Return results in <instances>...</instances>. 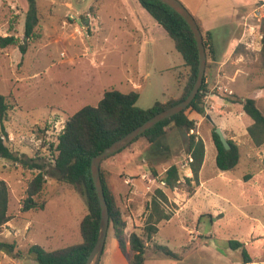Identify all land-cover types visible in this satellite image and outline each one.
Wrapping results in <instances>:
<instances>
[{"label": "rangeland", "instance_id": "obj_1", "mask_svg": "<svg viewBox=\"0 0 264 264\" xmlns=\"http://www.w3.org/2000/svg\"><path fill=\"white\" fill-rule=\"evenodd\" d=\"M233 2L239 8L229 27L233 33L241 25L242 36L232 45L228 36L230 51L223 69L217 71L207 55L204 112H187L195 119L190 133L201 138L205 146L194 194L189 196L184 182L185 176L192 175L186 140L172 126L159 143L139 138L101 163L106 183L126 219V235L132 230L142 233L150 213L146 203L156 186L133 187V191L120 184L119 176H152V170L162 175L171 164L179 167L181 185L166 190L168 202L162 204L172 216L160 221L157 233L146 241L145 264H264V143L252 144L246 130L251 119L241 104L226 100L252 97L264 113V58L260 53L264 7L260 13L242 15L264 0ZM36 4L37 37L24 39L28 1L0 0V36L12 34L26 44L24 54L17 45L0 48V93L11 104L0 119V134L2 123L4 142L13 152L47 162L56 153L51 144L57 142L68 117L84 105H96L105 90H135L139 93L136 106L147 109L174 91L176 76L187 71L172 39L149 14L157 26L153 29L163 35L159 36L161 43L141 47L143 33L123 0H36ZM77 27L84 32L76 33ZM241 43L243 47L235 50ZM216 46L222 55L225 44ZM182 84L170 96H179ZM216 127L239 147V163L232 170L216 167L212 137ZM35 173L0 158V178L8 186L11 216L0 229V241L16 245L10 253L0 250V264H34L28 253L32 244L53 250L82 242L79 224L87 206L71 184L46 177L35 196L44 203L43 209L20 212ZM230 240L243 242L252 261L242 263L241 248H229ZM157 246L179 258L159 251ZM98 264H128L117 246L111 222Z\"/></svg>", "mask_w": 264, "mask_h": 264}, {"label": "trees", "instance_id": "obj_2", "mask_svg": "<svg viewBox=\"0 0 264 264\" xmlns=\"http://www.w3.org/2000/svg\"><path fill=\"white\" fill-rule=\"evenodd\" d=\"M27 1L28 7L25 13L23 37L24 39H32L37 37L35 27L38 23V10L36 0ZM137 1L162 26L172 39L176 51L183 58V66L187 68V71L176 76L178 86L183 83L179 96H169L165 101H156L151 107L142 109L136 106V101L139 97L137 91L105 90L96 105H84L68 117L64 127L57 135V142L55 145L51 144L56 153L47 162L40 157H28L24 153L13 152L4 142L5 129L1 123L0 158L8 159L26 169L36 171L28 182L26 196L21 201L20 212L43 209L44 203L38 202L35 196L41 192L46 177L71 184L84 197L87 206V213L82 217L79 224L82 242L53 250H46L38 244H32L28 248V253L33 256L34 264H85L97 240L100 220L99 200L91 177V158L153 114L184 99L196 79L199 64L198 49L193 33L183 17L160 0ZM200 30L203 32L201 27ZM260 33L262 35L260 53L264 58V18L260 26ZM202 39L206 55L213 59V43L210 32H203ZM9 45H17L22 54L26 52L25 42H20L18 37L12 34L0 36V48ZM241 47H243L242 43L237 45L235 50H240ZM205 68H207V63ZM207 92L208 84L205 73L199 92L186 109L156 123L130 143L133 144L142 137L150 144L159 143L167 134L169 126L177 129L179 134L186 140L185 152L192 159L189 162V169L192 175L184 177L189 196L194 194V184L198 185L199 183V172L205 157V146L201 138L195 133H190V130L195 129V119L190 118L187 112L202 114L204 112L203 97ZM226 100H232V102L242 105V111L252 121L246 129L250 140L254 146L262 145L264 143V113L257 106L255 99L252 97L228 99L227 97ZM10 109L11 104L8 102L7 96L0 93L1 120ZM212 137L216 148V167L221 171L234 169L240 158L238 145L231 139H227L230 148L225 149L215 130L212 132ZM123 149L105 159L116 155ZM152 173L154 177L159 178V181L164 182L163 188L166 190H173L181 185L179 167L176 164L168 166L162 175H157L154 170H152ZM100 177L109 210V223L111 222L112 224L113 236L120 252L128 258V264H145L146 241L151 240L157 233V224L160 221H167L172 216L171 212H165L162 207L163 203L168 202L166 191L163 188H156L150 201L146 203V209L150 210V213L142 233L132 230L126 235V219L116 205L114 193L106 183L101 164ZM8 202V186L5 180L0 178V229L11 219L8 214ZM203 215L201 214L200 218ZM15 246V243L0 241V250H4L7 253L13 252ZM229 248L232 250L241 248L242 263L252 261L243 242L230 240ZM157 249L169 256L179 258L167 248L161 249V247L157 246Z\"/></svg>", "mask_w": 264, "mask_h": 264}, {"label": "crops", "instance_id": "obj_3", "mask_svg": "<svg viewBox=\"0 0 264 264\" xmlns=\"http://www.w3.org/2000/svg\"><path fill=\"white\" fill-rule=\"evenodd\" d=\"M125 5L130 7V11L133 13V16L135 18L136 24L139 27L138 30H140L143 33L142 39L139 41V44H143L141 47L145 48L147 44L155 45L161 43V39L159 36H162V31H159V29H153L155 28V23L159 26V28H162L156 21H151V17H149L148 12L142 8L137 0H123ZM181 1V0H180ZM182 2L187 9L192 13V15L197 20L199 26L201 29L206 32L209 31L213 43V59L212 62L214 63V66L217 68V71L220 69H223V66L226 64L228 60V51H230V47L228 48V45H232L234 42L238 41L241 36L242 32L241 25H239L232 33L230 19L234 18V16L238 12V8L233 0H183ZM257 5H254L251 7L249 12L247 14H242L245 18L246 16H249L251 12L260 13V9L264 7V3L259 7H256ZM136 26V27H137ZM150 27L152 29H150ZM157 27V26H156ZM253 27V26H252ZM158 30V31H157ZM161 30H164L163 28ZM230 34L228 35V33ZM161 32V33H159ZM166 33V31L164 30ZM157 33V34H156ZM162 34V35H161ZM167 34V33H166ZM158 35V36H157ZM228 36H229V44H228ZM220 45V43L225 44V50L222 53V55H219L217 52V46L216 44ZM221 48V47H220ZM173 68V67H171ZM176 68V67H174ZM179 89L178 83L175 82V89L170 94H167L166 98L161 101H165L171 94L175 93ZM139 98V97H138ZM142 167V165H141ZM144 176V177H143ZM120 184L126 185L129 188H132L133 191L135 189L133 187H146L152 184L156 186V188H163L164 185L159 181L158 177H154L153 175L149 174H141V177H133L128 176L127 174L120 175L119 176ZM151 188V187H150ZM164 189V188H163ZM166 191V189H164Z\"/></svg>", "mask_w": 264, "mask_h": 264}, {"label": "water", "instance_id": "obj_4", "mask_svg": "<svg viewBox=\"0 0 264 264\" xmlns=\"http://www.w3.org/2000/svg\"><path fill=\"white\" fill-rule=\"evenodd\" d=\"M160 1L169 5L177 13H179L183 17L185 22L188 24L191 32L193 33V36L196 41L197 49H198V58H199L197 76L192 85L190 92L184 99L153 114L151 117L146 119L144 122H142L141 124L133 128L132 130L128 131L126 134H124L120 138L113 141L110 145L105 147L102 151H100L99 153H97L91 158V162H90L91 177H92L93 185H94V188H95L98 200H99L100 220H99V231H98L97 240L92 250L90 251L85 264H98L99 263L100 257L104 250L108 227H109V221H110L108 205H107V201L104 195V190H103L101 177H100L101 162L106 157L127 147L134 139H136L138 136L144 133L147 129L154 126L156 123L164 120L165 118L171 117L172 115H175L183 111L184 109H186L196 97L202 85V82H203L207 55H206V51H205L203 41H202L203 40L202 32L200 30V27L195 17L192 15V13L187 9V7L180 0H160ZM215 132L218 135L224 148L229 149L230 145L222 129L220 127H216Z\"/></svg>", "mask_w": 264, "mask_h": 264}, {"label": "built area", "instance_id": "obj_5", "mask_svg": "<svg viewBox=\"0 0 264 264\" xmlns=\"http://www.w3.org/2000/svg\"><path fill=\"white\" fill-rule=\"evenodd\" d=\"M75 31H76V33H78V34H81L82 32H84V31L82 30V28L80 29L79 27L75 28ZM189 159H190V161L192 160L191 158H189ZM161 183L164 185V182L161 181Z\"/></svg>", "mask_w": 264, "mask_h": 264}]
</instances>
